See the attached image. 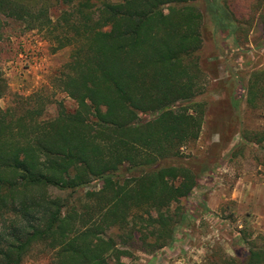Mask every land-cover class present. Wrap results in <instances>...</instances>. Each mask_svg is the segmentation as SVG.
Masks as SVG:
<instances>
[{
    "label": "trees",
    "instance_id": "16d2710c",
    "mask_svg": "<svg viewBox=\"0 0 264 264\" xmlns=\"http://www.w3.org/2000/svg\"><path fill=\"white\" fill-rule=\"evenodd\" d=\"M219 1L0 0V18L41 33L53 53L70 49L49 87L0 107V264H23L38 247L46 264H125L135 250L175 243L190 224L183 201L199 184L201 161L169 162L199 139L206 118L195 102L207 80L204 36L227 42L240 29ZM222 88L232 136L239 86L232 78ZM6 90L0 73V99ZM247 94L250 109L264 104V65ZM53 103L59 113L47 118ZM249 141L263 147L264 130ZM238 264H264V243L249 241Z\"/></svg>",
    "mask_w": 264,
    "mask_h": 264
},
{
    "label": "rangeland",
    "instance_id": "374dc122",
    "mask_svg": "<svg viewBox=\"0 0 264 264\" xmlns=\"http://www.w3.org/2000/svg\"><path fill=\"white\" fill-rule=\"evenodd\" d=\"M219 3L233 14L240 29L227 42L204 36L201 59L207 80L195 102L205 104L206 118L199 139L183 149L181 158L169 162L201 161L199 184L183 201L190 224L180 228L172 246L155 252L135 250L133 257L124 259L125 264H238L249 254V241L264 243V146L249 141L264 130V104L250 109L247 103L250 75L264 65L263 4L260 0ZM60 11V6L54 7L53 17ZM203 27L212 29L207 15ZM0 28V73L7 84L0 107L6 110L29 101L36 90L49 87L50 77L68 62L70 49L53 53L41 33L25 31L19 23L4 17L0 18ZM232 78L237 80L241 102L239 121L230 136L220 103L226 96L222 85ZM55 98L68 110L76 108L64 93H57ZM58 113V104L53 103L46 117ZM151 116L142 115L141 120ZM99 186L92 184L88 191ZM47 259L46 252L38 247L23 264H46Z\"/></svg>",
    "mask_w": 264,
    "mask_h": 264
}]
</instances>
